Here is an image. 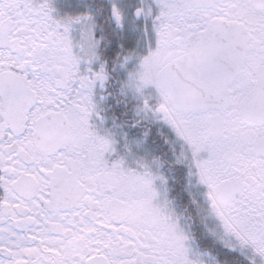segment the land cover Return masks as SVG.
<instances>
[{"label": "flooded vegetation", "instance_id": "flooded-vegetation-1", "mask_svg": "<svg viewBox=\"0 0 264 264\" xmlns=\"http://www.w3.org/2000/svg\"><path fill=\"white\" fill-rule=\"evenodd\" d=\"M218 21L230 100L183 114L161 74ZM0 264H264V0H0Z\"/></svg>", "mask_w": 264, "mask_h": 264}, {"label": "water", "instance_id": "water-1", "mask_svg": "<svg viewBox=\"0 0 264 264\" xmlns=\"http://www.w3.org/2000/svg\"><path fill=\"white\" fill-rule=\"evenodd\" d=\"M247 38L242 27L218 22L191 39L189 54L161 74L163 90L168 93L173 105L180 112L196 113L228 101L225 92L246 54ZM221 78L220 88L225 97L215 99L206 96V91H213L215 82Z\"/></svg>", "mask_w": 264, "mask_h": 264}]
</instances>
